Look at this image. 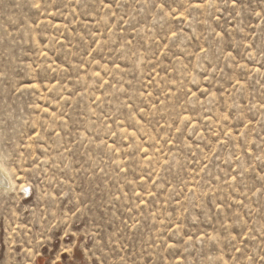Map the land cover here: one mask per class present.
<instances>
[{"label":"rangeland","instance_id":"rangeland-1","mask_svg":"<svg viewBox=\"0 0 264 264\" xmlns=\"http://www.w3.org/2000/svg\"><path fill=\"white\" fill-rule=\"evenodd\" d=\"M0 162V264H264V0H0Z\"/></svg>","mask_w":264,"mask_h":264},{"label":"bare ground","instance_id":"bare-ground-1","mask_svg":"<svg viewBox=\"0 0 264 264\" xmlns=\"http://www.w3.org/2000/svg\"><path fill=\"white\" fill-rule=\"evenodd\" d=\"M16 188V184L14 183L11 174L8 169L0 162V190L2 191H11ZM25 186H20V190H24Z\"/></svg>","mask_w":264,"mask_h":264}]
</instances>
